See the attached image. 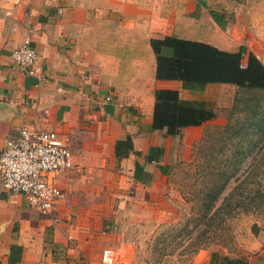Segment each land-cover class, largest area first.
<instances>
[{
	"label": "crops",
	"instance_id": "crops-1",
	"mask_svg": "<svg viewBox=\"0 0 264 264\" xmlns=\"http://www.w3.org/2000/svg\"><path fill=\"white\" fill-rule=\"evenodd\" d=\"M209 7L208 0H0V155L31 125L69 138L75 164L55 179L66 193L56 223L0 179V264H105L107 249L133 254L108 220L114 201L105 196H121L120 210L156 203L180 138L153 128L156 91L199 93L157 80L151 40L220 48L223 25ZM29 37L41 55L37 76L12 59ZM126 138L133 150L118 158ZM250 232L242 253L220 255L264 264V220ZM196 264L220 263L202 251Z\"/></svg>",
	"mask_w": 264,
	"mask_h": 264
},
{
	"label": "rangeland",
	"instance_id": "rangeland-1",
	"mask_svg": "<svg viewBox=\"0 0 264 264\" xmlns=\"http://www.w3.org/2000/svg\"><path fill=\"white\" fill-rule=\"evenodd\" d=\"M208 2L223 25L220 48L244 47L264 62V0ZM181 99L217 118L181 132L155 204L120 210L121 196H105L114 201L108 220L133 253L116 254L115 264H196L202 251L240 254L252 224L264 220V91L214 84Z\"/></svg>",
	"mask_w": 264,
	"mask_h": 264
},
{
	"label": "trees",
	"instance_id": "trees-1",
	"mask_svg": "<svg viewBox=\"0 0 264 264\" xmlns=\"http://www.w3.org/2000/svg\"><path fill=\"white\" fill-rule=\"evenodd\" d=\"M151 47L156 56L159 81L181 82L182 88L191 92H204L213 84L264 91V62L247 48L230 52L173 36L152 39ZM155 97L153 128L166 130L168 136H178L184 129L200 127L217 118L213 109L184 102L179 90L159 89ZM131 150L130 138L119 141L117 157H127ZM212 259L220 264H249L245 259H231L220 253H213Z\"/></svg>",
	"mask_w": 264,
	"mask_h": 264
},
{
	"label": "built area",
	"instance_id": "built-area-1",
	"mask_svg": "<svg viewBox=\"0 0 264 264\" xmlns=\"http://www.w3.org/2000/svg\"><path fill=\"white\" fill-rule=\"evenodd\" d=\"M12 59L25 74L38 75L41 55L30 37L13 51ZM74 169L69 138L38 126L24 125L16 138L6 141L0 155L3 189L22 194L29 206L55 223L58 222L55 212L66 199V193L55 182L56 176ZM116 258L112 249L103 253L105 264H115Z\"/></svg>",
	"mask_w": 264,
	"mask_h": 264
}]
</instances>
